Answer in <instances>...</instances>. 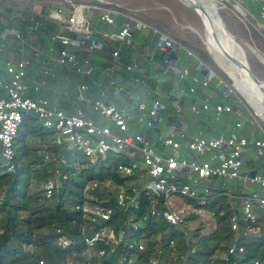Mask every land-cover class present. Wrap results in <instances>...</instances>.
<instances>
[{"label":"built area","instance_id":"1","mask_svg":"<svg viewBox=\"0 0 264 264\" xmlns=\"http://www.w3.org/2000/svg\"><path fill=\"white\" fill-rule=\"evenodd\" d=\"M216 2L219 10L238 17L248 31L264 36V0ZM89 13L107 25H114L116 16L124 19L117 44L95 37ZM20 17L27 21L30 38L13 27L4 33L19 45L5 59L7 77L0 79V167L10 173L16 171L15 141L26 114H34L43 129L52 133L53 144L76 149L91 168L109 155L121 159L117 172L123 182L108 180L85 189L87 197L89 191L105 190L115 208L94 203L92 196L91 201L77 206L84 222L79 226L83 238L61 264H175V234L186 240L188 251L180 264H188L190 257L197 254L201 239L218 229L216 212L210 206L223 197L230 200V224L235 236L233 244L218 249L213 259L227 264H264L260 252L249 257L247 248L249 242L263 237L259 220L264 213V129H253L257 123L254 116L246 120L241 99H232L231 91L223 89V81H218L223 101L201 94L199 89H209L218 77L199 59L195 69L178 70L168 58L154 79L156 86L148 89L138 60L122 67L121 54L124 47L135 48L136 32L150 25L134 11L111 7L109 1L73 5L69 13L64 5L49 10L47 19L62 25V30L50 36L46 49L33 40L43 22L33 16ZM151 28L158 35L162 51L170 54L186 50L167 34ZM7 45L1 41L0 51ZM106 50L110 58L102 76L108 84L100 90L99 98L89 96V86L80 84L79 106L70 113L40 96L55 79L56 67L91 76L95 54ZM36 63L39 78L31 85L29 70ZM122 71L129 80L127 84L118 82ZM175 73L182 85L190 78L192 84L165 95L161 85ZM196 73L205 75L200 78ZM138 89H145L150 104L142 100ZM110 94L126 105L115 104ZM190 95L194 99L186 105ZM186 112L198 118L213 116L216 122L233 115L235 121L229 132L209 135L203 128H196L193 120L186 118ZM57 162L58 156L44 151L39 167ZM68 179L57 168L54 178L41 185L44 197L52 199ZM117 210L131 216L117 221ZM140 212L142 219L138 217ZM154 221L165 223L171 230H158L153 235ZM71 243L65 239L63 246ZM36 264L48 262L38 258Z\"/></svg>","mask_w":264,"mask_h":264},{"label":"trees","instance_id":"2","mask_svg":"<svg viewBox=\"0 0 264 264\" xmlns=\"http://www.w3.org/2000/svg\"><path fill=\"white\" fill-rule=\"evenodd\" d=\"M3 3L6 2L0 3V36L11 27L25 35L27 21H23L20 16H33L43 22L33 40L41 42V48L45 49L50 36L62 28L59 23L47 19L49 10L54 9L51 6H45L41 13H36L31 7ZM202 56L212 61L206 52H202ZM51 135V132L43 129L34 114H26L15 141L16 171L10 173L0 167V264H36L38 258H44L48 264H61L75 249L74 245L80 244L83 238L79 226L84 222L76 210L77 206L91 201L89 197L92 196L94 203L115 208L114 201L105 190L89 191L87 197L85 189L88 185H102L108 180L123 182L124 179L117 172L121 159L109 155L106 160L92 167L93 171L99 169L98 175L84 177V172L71 167L72 156L79 152L56 146L50 141ZM44 151L58 156V162L48 167H39L43 163ZM84 162L87 163L85 159ZM57 168L69 176L61 192L52 199L45 198L42 189L34 192L37 186L41 188L44 182L54 178ZM210 208L216 212L218 229L209 237L201 239L197 245V254L190 257L188 264H227L213 258L218 249H227L234 242L235 235L230 224V200L228 197L220 198ZM142 214H138L140 219L143 218ZM130 216L129 213L117 210L116 220L123 221ZM259 223L263 227V237L247 244L249 257L256 252L264 257V213ZM158 230L165 232L171 230V227L163 222H151L152 234ZM172 238L177 244L175 264H180L188 246L181 236L175 234ZM65 239L72 242L70 246H63Z\"/></svg>","mask_w":264,"mask_h":264},{"label":"crops","instance_id":"3","mask_svg":"<svg viewBox=\"0 0 264 264\" xmlns=\"http://www.w3.org/2000/svg\"><path fill=\"white\" fill-rule=\"evenodd\" d=\"M117 8H120L122 11L130 10L127 8H122L121 6H117ZM88 17L91 21V30L99 41H104L107 44L118 43V34L124 23V19L122 17L116 16L114 25H107L103 23L99 17L93 13H89ZM150 26L136 32L134 38L135 48L124 47L121 54L122 67H126L134 60H138L141 66V76L146 82L148 89L156 86L154 79L160 74L161 68L165 65V62L168 60V58L172 59L175 68L178 70H182L186 67H192L195 69L197 66H199L200 62L187 50H177L171 52L170 54L168 52L162 51L158 47V35L154 34L153 29L151 28L153 26ZM153 28L157 29L156 27ZM25 29L27 30V26ZM25 33V35L30 38L31 34L29 31ZM1 41H5L8 43V45L4 51H0V79L7 77L4 72L5 59L10 53L16 52V49L19 45L18 41L13 37L4 36L2 34L0 36V42ZM34 42H36V44L40 47L43 46L41 42H37L35 40ZM109 58V50L96 53L94 56L95 69L91 76L79 75L62 67H56L55 79L50 81L48 89L43 90L40 96L47 97L53 104H56L60 108L70 113L75 111L76 107L79 106L78 86L80 84H87L89 86V96L99 98L100 90L106 88L108 84V81L102 76V72ZM29 71L30 76L28 81L31 85H33L34 82L39 78V64L36 63L32 68H30ZM196 75L202 78L205 74L196 73ZM128 81V78H125L124 76V72H120L118 82L121 84H127ZM191 84L192 81L190 78L185 85H182L178 79V75L175 73L174 75L171 74L167 82L161 86L165 92L164 94L170 95L171 93H174L177 88H182V86H184V88L187 89ZM199 91L206 97L213 96L214 101L220 102L224 100L221 93L222 89L218 82H214L209 89L200 88ZM137 93L141 95L143 101H146L148 104H150L145 89H138ZM109 97H111V101L120 107H124L126 105V102L122 99L113 97L111 94ZM193 99V96L190 95L185 101V104L188 105L189 102L193 101ZM186 118L188 120H193L196 128H203L204 131L209 135H216L220 132L230 130L231 125H233V122L235 121V117L233 115L223 116L220 122H216L213 119V116L207 118H198L194 117L190 112H186ZM253 167H255V165H253Z\"/></svg>","mask_w":264,"mask_h":264},{"label":"rangeland","instance_id":"4","mask_svg":"<svg viewBox=\"0 0 264 264\" xmlns=\"http://www.w3.org/2000/svg\"><path fill=\"white\" fill-rule=\"evenodd\" d=\"M1 1H5L7 4L15 5L17 7H31L36 13H41L45 6L57 8L64 5L66 11L69 13V11L73 9V5L94 3L95 0H0V3ZM106 1H109L111 7L116 8L117 6H121L122 8H127L136 12L142 20L147 22V24L156 27L158 30L167 34L176 43L182 45V47L190 52L191 55L203 61L204 64L217 75V82L223 81V89L227 88L231 91L230 94L232 95V99H241L243 102L241 109L244 112L246 120L253 116L256 118L257 123L253 129L260 130V126L264 129V117H262L264 116V103H262L261 106L251 103L241 90L235 88L234 82L228 77L215 57L207 49L205 39L200 32H204L206 29L209 30V28L202 15L200 16V14L181 0ZM6 3H3V5ZM219 12L236 36L237 41L246 48L245 50L252 69L264 82V36L253 30L248 31L238 17L227 14L221 9ZM240 47V58L244 59L243 48L242 46ZM202 52H206L212 61L203 57ZM246 120H244L245 126L247 124ZM71 167L78 172H84V177L91 174H99L98 168L93 171L91 167L87 166L80 153L72 156ZM230 187L231 185L229 184V188ZM39 191H41V188L40 186H37V188L34 189V192Z\"/></svg>","mask_w":264,"mask_h":264},{"label":"bare ground","instance_id":"5","mask_svg":"<svg viewBox=\"0 0 264 264\" xmlns=\"http://www.w3.org/2000/svg\"><path fill=\"white\" fill-rule=\"evenodd\" d=\"M181 1L194 9L200 16L202 15L209 28V30L206 29L204 32H200L205 39L207 49L215 57L228 77L234 82L235 88L241 90L251 103L261 106L264 103V93L258 86H255L247 80V75L244 71L240 67L239 69L235 66L236 63L231 60L230 54L232 53L241 64L245 63V59L240 58L241 44L237 41L234 34L231 33V36L224 34L219 20L214 15V9L210 8L215 7V9H218L216 0H209L210 4L202 0Z\"/></svg>","mask_w":264,"mask_h":264},{"label":"water","instance_id":"6","mask_svg":"<svg viewBox=\"0 0 264 264\" xmlns=\"http://www.w3.org/2000/svg\"><path fill=\"white\" fill-rule=\"evenodd\" d=\"M202 1H206L208 4H210V1L209 0H202ZM210 8L214 9V15L219 20V23L221 24V27H222V30H223L224 34L225 35H229V36H231L232 34H234L232 32V30L229 28V26L227 25V23L225 22L223 16L220 14L219 10L218 9H215V7H210ZM214 35L217 36L216 33H214ZM241 46H242L243 52H244L245 63L244 64H241L232 53L230 54L231 60L234 63H236V65L238 67H240L245 72V74L247 75V80H249L255 86H258V88L264 93V82L255 73V71L252 69V67H251V65L249 63V60H248V56H247L246 50H245V48H244V46L242 44H241ZM262 117H264V116H262Z\"/></svg>","mask_w":264,"mask_h":264}]
</instances>
